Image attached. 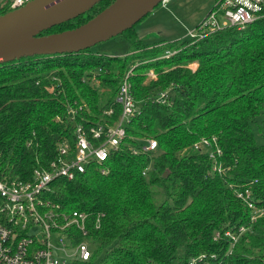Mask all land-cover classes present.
I'll return each mask as SVG.
<instances>
[{
  "label": "trees",
  "instance_id": "trees-1",
  "mask_svg": "<svg viewBox=\"0 0 264 264\" xmlns=\"http://www.w3.org/2000/svg\"><path fill=\"white\" fill-rule=\"evenodd\" d=\"M115 1L102 0L40 36L80 27ZM9 12L0 0V16ZM134 28L120 35L131 48L125 58L91 48L0 64L1 174L31 181L36 169L57 160L61 145L74 146L76 125L118 121L119 89L133 70L138 113L102 166L109 173L94 162L73 180H54L46 195L62 211L91 215L95 250L88 262L75 264H189L203 256L200 264H264V16L192 45L149 47ZM168 51L177 53L165 58ZM152 70L157 79L148 80ZM168 90V101L158 102ZM70 107L82 108L75 123L67 119ZM214 137L220 173L209 152L195 149ZM148 139L158 142L154 152L143 151ZM235 190L250 192L261 211L255 222ZM227 232L238 236L236 243Z\"/></svg>",
  "mask_w": 264,
  "mask_h": 264
},
{
  "label": "built area",
  "instance_id": "built-area-1",
  "mask_svg": "<svg viewBox=\"0 0 264 264\" xmlns=\"http://www.w3.org/2000/svg\"><path fill=\"white\" fill-rule=\"evenodd\" d=\"M31 1L7 0V3L14 11ZM262 16L264 0H219L190 40L196 42L230 27L244 30ZM176 53L168 51L164 57L169 58ZM196 67L195 64L191 66L192 70ZM151 72L148 80L157 79L155 72ZM129 76L125 77L119 89L117 101L122 106V113L114 124L76 125L74 146L61 145L57 160L50 164L49 169H36L31 181L10 178L0 171V264H75L91 259L95 250L89 228L91 215L82 211H62L46 195L50 193L54 180H73L77 174H84L87 166L94 162L99 165L103 175L109 173V169L102 166L111 152L119 149L127 135L126 126L138 113ZM170 92H162L158 102L166 103ZM79 110L82 108L70 107L68 121L75 123ZM105 114L110 116L113 110ZM146 143L143 151L157 150V140L148 139ZM195 149L209 152L216 161L214 170L222 171L217 163V157L222 155L217 138L203 139L195 145ZM245 194L237 193L253 211L252 221L255 222L261 211L250 201V192L247 190ZM101 218L102 215L97 216L95 228L100 227ZM245 231V228H241L239 232L242 234ZM226 236L233 243L238 240V236L231 232H227ZM219 237L220 234H217L216 238ZM204 258L192 259L189 264H200Z\"/></svg>",
  "mask_w": 264,
  "mask_h": 264
},
{
  "label": "water",
  "instance_id": "water-1",
  "mask_svg": "<svg viewBox=\"0 0 264 264\" xmlns=\"http://www.w3.org/2000/svg\"><path fill=\"white\" fill-rule=\"evenodd\" d=\"M101 1L32 0L24 7L0 16V64L37 55L89 50L134 28L165 0H116L80 27L40 36L84 15Z\"/></svg>",
  "mask_w": 264,
  "mask_h": 264
},
{
  "label": "rangeland",
  "instance_id": "rangeland-1",
  "mask_svg": "<svg viewBox=\"0 0 264 264\" xmlns=\"http://www.w3.org/2000/svg\"><path fill=\"white\" fill-rule=\"evenodd\" d=\"M218 2L219 0H167L139 22L134 31L149 47L177 41H191L192 34L197 31V27L204 22ZM196 42L191 41L190 44ZM130 49L128 41L122 36L92 48L94 52L121 58L127 57ZM132 71L130 70L128 75H131ZM150 73L152 72L150 71L148 74ZM256 140L259 144L263 143V139L258 133ZM156 189L154 188V190ZM157 202L160 203L161 200L157 198Z\"/></svg>",
  "mask_w": 264,
  "mask_h": 264
}]
</instances>
